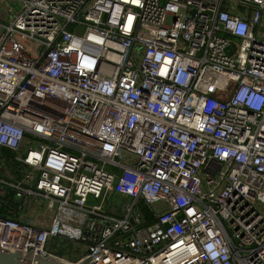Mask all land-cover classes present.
Instances as JSON below:
<instances>
[{"label": "built area", "instance_id": "2783aa9c", "mask_svg": "<svg viewBox=\"0 0 264 264\" xmlns=\"http://www.w3.org/2000/svg\"><path fill=\"white\" fill-rule=\"evenodd\" d=\"M5 12L2 250L52 256L56 238L86 264H264V0Z\"/></svg>", "mask_w": 264, "mask_h": 264}, {"label": "water", "instance_id": "95a60500", "mask_svg": "<svg viewBox=\"0 0 264 264\" xmlns=\"http://www.w3.org/2000/svg\"><path fill=\"white\" fill-rule=\"evenodd\" d=\"M88 260L72 263L56 256H42L21 251H4L0 248V264H86Z\"/></svg>", "mask_w": 264, "mask_h": 264}, {"label": "crops", "instance_id": "0c3cea01", "mask_svg": "<svg viewBox=\"0 0 264 264\" xmlns=\"http://www.w3.org/2000/svg\"><path fill=\"white\" fill-rule=\"evenodd\" d=\"M47 249L49 253H52L54 256L63 258L69 262H77L82 256V247L79 245L68 244L65 248H60L59 240L56 238H51L47 244Z\"/></svg>", "mask_w": 264, "mask_h": 264}, {"label": "rangeland", "instance_id": "374dc122", "mask_svg": "<svg viewBox=\"0 0 264 264\" xmlns=\"http://www.w3.org/2000/svg\"><path fill=\"white\" fill-rule=\"evenodd\" d=\"M249 10H250V8H249ZM252 10V9H251ZM14 11L16 12V9H14ZM12 16V13L11 14H9L8 12H5V13H3V14H0V21H2V22H5L6 20H9V18ZM264 35V22L262 23V30H261V36H263ZM237 47V46H236ZM5 152L6 153H8L9 154V152L7 151V150H5ZM113 198H116V196L115 197H113ZM118 198V197H117ZM96 204H100L101 203V200H98V201H96L95 202ZM40 212H41V210H34V211H32V212H30V213H28L31 217H36V216H38L39 214H40ZM76 245V244H75ZM79 246H81L82 247V251H83V253L86 251V245H84V244H79Z\"/></svg>", "mask_w": 264, "mask_h": 264}]
</instances>
